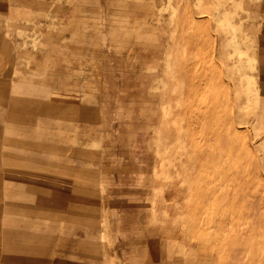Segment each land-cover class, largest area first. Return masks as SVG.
Segmentation results:
<instances>
[{
	"label": "rangeland",
	"instance_id": "374dc122",
	"mask_svg": "<svg viewBox=\"0 0 264 264\" xmlns=\"http://www.w3.org/2000/svg\"><path fill=\"white\" fill-rule=\"evenodd\" d=\"M231 169L264 197V0H0V264H264Z\"/></svg>",
	"mask_w": 264,
	"mask_h": 264
},
{
	"label": "bare ground",
	"instance_id": "6f19581e",
	"mask_svg": "<svg viewBox=\"0 0 264 264\" xmlns=\"http://www.w3.org/2000/svg\"><path fill=\"white\" fill-rule=\"evenodd\" d=\"M205 84L202 82L201 83V86H204ZM205 87V86H204ZM204 87H202V89H201V95H202V97H204V99L205 100H207V99H210V97L209 96H207V94H206V91H205V89H204ZM207 109V108H206ZM208 111H206V113H208V114H218V112H219V110H218V107L216 106V105H210L209 107H208V109H207ZM191 113H193L192 111H191ZM190 113V114H191ZM193 115V114H192ZM192 119H193V117H192ZM221 143H222V145L224 144V145H227L228 147H224V148H230V149H232V152H234V151H237L238 152V155H239V152H241L242 150H243V146H241L240 147V145L238 144V143H235V141L234 140H232V138L231 137H229V136H227L226 134H224V135H222L219 139H218ZM230 149H229V152H230ZM234 150V151H233ZM241 150V151H240ZM245 150V149H244ZM243 150V151H244ZM224 152V151H223ZM232 152H230V154H229V157L228 158H226L227 160L230 158V156H233L234 154H236V156L235 157H240V155L239 156H237V153L235 152L233 155H231V153ZM226 154H227V152H226ZM241 154V153H240ZM243 154V153H242ZM242 154H241V157L242 158H244L243 156H244V154H243V156H242ZM223 155H224V153H223ZM225 156V155H224ZM226 157H227V155H226ZM240 157V158H241ZM220 158V157H219ZM241 158V159H242ZM233 160H232V162H231V160H229L228 161V163H230V165L229 166H231V164H235V163H237V162H234L235 161V159H234V156H233V158H232ZM245 160H246V158H244ZM219 160V159H218ZM238 160H239V158H238ZM242 161H244V160H242ZM248 161V160H247ZM246 161V162H247ZM220 162V161H219ZM225 163L227 162V161H224ZM253 162V161H252ZM244 163V162H243ZM227 164V163H226ZM242 163H240V164H238V167L241 165ZM254 164V163H253ZM244 165V166H243ZM242 166H243V169H245V163L243 164ZM248 165V166H247ZM247 165H246V169L248 170V172H249V169H251V167L253 166L252 164H249V163H247ZM252 165V166H251ZM236 166V168H237V165H235ZM249 166H251L250 168H249ZM232 167H234V165H232ZM227 168V167H226ZM225 168V169H226ZM240 169L242 168V167H239ZM238 168V169H239ZM249 168V169H248ZM223 169V168H222ZM224 169V170H225ZM235 169V168H234ZM245 169V170H246ZM253 169V168H252ZM217 170H219L220 171V168H218ZM227 170H230V168H228ZM232 170L233 169H231V171H226V173L227 172H232ZM242 170V169H241ZM219 171H217V173H219L220 174V172ZM234 171V170H233ZM236 171H238L239 172V174L237 173V172H235V174L237 173L238 175H240L241 173H242V171L240 172L239 170H236ZM244 171V170H243ZM254 171V170H253ZM205 172V171H204ZM245 172H247V171H244V173ZM250 172H252V171H250ZM249 172V173H250ZM255 172H257V170H255ZM254 172V173H255ZM206 173V172H205ZM218 174V175H219ZM222 174V173H221ZM230 174V176H232V174L231 173H229ZM228 173H227V179L229 180L230 178H228L229 175ZM233 175L232 177H231V183L233 182L234 183V185H236L238 188H240V189H243L242 190V192L240 193H238V192H235L236 190L234 189V190H231V189H229V190H231L230 191V193L232 192V191H234L235 193H233L234 195L233 196H235V197H237V199H239V200H243L245 203H247V204H249L250 206L252 205L254 208H253V211L252 212H254L256 215L259 213V215L262 213V212H264V204H262V201H264V197H261L260 196V194L261 193H256V195H253V194H250V189L252 188V184L249 182V180H247L248 178L247 177H249L250 178V174H249V176H248V174L247 173H245L246 174V180L245 179H243V178H240V177H238V176H236V175ZM252 174H253V172H252ZM251 174V175H252ZM204 175V174H203ZM243 175V174H242ZM254 175V174H253ZM219 176H221V175H219ZM223 176V175H222ZM224 176H226V175H224ZM241 176V175H240ZM258 175H256L255 177H257ZM242 177V176H241ZM252 177V176H251ZM254 176H253V178H255ZM223 178V177H222ZM224 179V178H223ZM225 179H226V177H225ZM224 179V180H225ZM256 179H259V180H261L260 178H256ZM256 179H253V180H256ZM64 180V179H63ZM259 180H256V181H253V182H258V184H260V181ZM227 181V180H226ZM229 181H227V184H228V186L227 187H229V183H228ZM252 182V181H251ZM68 183V182H67ZM254 184V183H253ZM212 186V185H211ZM218 186L219 185H217V188H218ZM235 186V187H236ZM256 186V185H255ZM259 186V185H258ZM227 187H226V190H227ZM235 187H232L231 186V188L233 189V188H235ZM262 187V186H261ZM215 188V187H214ZM220 188H221V186H220ZM255 188V187H254ZM212 189V188H211ZM210 188H209V190H211ZM216 189V188H215ZM222 189V188H221ZM239 189V190H240ZM261 190H263L264 189V186H263V188H260ZM260 189H256V192L258 191V190H260ZM217 190H219V188L217 189ZM229 190H227V191H229ZM250 192H249V191ZM254 190V189H253ZM220 191V190H219ZM264 191V190H263ZM212 192H213V190H212ZM261 192V191H260ZM214 193H217V194H215V195H218V204H219V202H221V201H223L224 199H229V197H228V195L230 194V193H228V192H226V193H220V192H213V195H214ZM257 194L259 195V196H257ZM262 195V194H261ZM264 195V194H263ZM214 197H216V196H214ZM217 198V197H216ZM216 202V201H215ZM224 203H226V202H224ZM244 205V204H243ZM249 205H247L248 207H249ZM246 206V207H247ZM247 210V209H246ZM248 211V210H247ZM254 214V215H255ZM259 215H258V217L257 216H255V218L257 217L258 218V220L260 219V218H262L263 219V215H264V213H263V217H261L260 216V218H259ZM250 216H251V214H250ZM253 217L254 216H252V221H253ZM256 218V219H257ZM261 220V219H260ZM256 221L255 222V224L257 223L258 225H261L260 223H258V222H262V224H263V222L264 221ZM255 221V220H254ZM256 224V225H257ZM257 225V226H258ZM256 228V227H255ZM247 241V240H246ZM234 243V242H233ZM241 244H242V242H240ZM245 243V242H244ZM249 243V242H248ZM235 245L237 244L236 242L234 243ZM234 244H233V246H234ZM239 244V243H238ZM245 244H247V243H245ZM245 244H244V247H245ZM251 244H249V246H250ZM246 247H248V245L246 246ZM245 247V248H246ZM250 249H251V246H250Z\"/></svg>",
	"mask_w": 264,
	"mask_h": 264
}]
</instances>
